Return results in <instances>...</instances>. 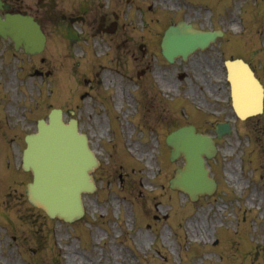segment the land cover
Instances as JSON below:
<instances>
[{
  "label": "rangeland",
  "instance_id": "obj_1",
  "mask_svg": "<svg viewBox=\"0 0 264 264\" xmlns=\"http://www.w3.org/2000/svg\"><path fill=\"white\" fill-rule=\"evenodd\" d=\"M178 1L148 0L154 5L157 14L169 13L168 8L174 7ZM206 1L211 6L210 11L216 13L217 19H223L211 25L209 13L198 12L194 8V22L202 24L204 28L221 27L230 36H234V30L241 25L237 10L234 9L230 14L229 8H238L244 35L240 41L246 42L238 41V44L243 51H253L245 55L252 57L253 68L264 86V0ZM142 3V0H133L132 6H122L124 12L121 19L122 16L127 19L130 17L135 26L131 30L127 28V38L130 40L133 37L134 40L121 43L124 39L121 34L110 37L112 43L109 39H97L91 48H94V52L102 49L103 54H108H93L94 60L84 53L80 55L77 51V48L83 46L80 42L70 47L71 44L65 43L62 37L53 35L46 51L40 56L27 60L23 55L24 71H19L20 62L17 64V60L13 61V52H4L6 48L12 49L11 41L0 39V50H3L0 51V264H210L214 262V257L208 254L214 253L220 257L219 252L225 254L229 251L228 237L230 240L237 237L233 230H227L234 227L228 216L239 217V214H230L231 208H237L234 213L250 208L264 209V113L259 116L257 128H253L251 133H232L220 140L217 156L209 165L211 175L219 181V185L212 197H201L197 202H190L182 192L169 188L167 180L173 176L174 169L182 165L183 160L171 162L168 159L169 149L162 141V135L165 134H152L156 137L157 145L154 141L150 145L148 140L142 142L143 145L137 144L141 151L134 146V136L128 137L127 126L132 129L131 120L138 113V104L133 103L136 98L134 92L137 90L133 78L142 66L138 48V37L142 32L139 29V12L134 7ZM143 33L146 34V29ZM225 38L222 44L231 46L229 56L234 53L235 46L229 42L231 38ZM115 41L118 42L116 49L122 55L120 63L111 59L114 55L112 44ZM43 56L48 61L44 69L51 70L52 75L44 80L26 77L27 71L39 66L38 58ZM105 56L108 58L105 59ZM74 61L79 63L75 65ZM98 62L103 65L102 68L97 67ZM161 64L169 70V73H163L162 76L163 91L171 96L166 95L165 98L169 101L175 99L173 104H164L163 114L175 119L177 123L174 126L191 121V114L181 109L186 101L191 110L188 81L177 82L171 74L174 67ZM120 68L128 73L127 77L122 78L115 73ZM85 78L96 82L100 80L101 86L111 93L110 98L103 99L101 93L104 90L100 89L99 100L79 99L80 94L87 89L83 82ZM177 85L178 93L168 92ZM95 93L93 89L92 95ZM139 99L141 102V96ZM177 99L181 102H177ZM53 107L77 110L81 116L82 130L89 135L91 147L101 161V165L93 172L97 190L83 195L85 216L72 224L49 220L40 210L31 208L24 194L31 175L19 168L21 152L25 146L24 135L33 132L37 119L46 118ZM113 117L116 118L114 126L119 129L121 127L122 132L117 129V133H114L111 129ZM139 124H142L141 115ZM243 125L238 123L242 128ZM140 130L144 134L147 129L141 126ZM115 135L131 143L127 146L124 139L122 142L117 139L113 142L117 149L119 145L128 155V149L134 148L137 155L130 154L133 157L130 163L136 165L137 170L141 169V173L138 170L140 181H132L127 174L119 178V171L115 173L114 167L112 169L106 164L107 151H110L106 143ZM122 151H118L119 158L127 160ZM145 151L153 155L150 158L151 165L148 152ZM121 171L125 169L121 168ZM128 180L132 183H128ZM240 190L243 198H239ZM13 209L16 211L13 212ZM20 211L21 221H18L15 215ZM219 222L227 227L217 230V241L224 240L225 250H210L200 255L192 251L184 252L186 245L193 251L198 247L197 251L200 252L205 246L203 241L210 244L216 231L214 227ZM190 232H193L192 239ZM235 258L237 262L238 255ZM218 264L235 263H230L226 258L223 263L219 259Z\"/></svg>",
  "mask_w": 264,
  "mask_h": 264
},
{
  "label": "water",
  "instance_id": "obj_2",
  "mask_svg": "<svg viewBox=\"0 0 264 264\" xmlns=\"http://www.w3.org/2000/svg\"><path fill=\"white\" fill-rule=\"evenodd\" d=\"M14 22L0 21V34H8L16 46L23 44L26 51L40 49L42 39L34 23L28 18L13 17ZM28 29V32H26ZM211 34H189L181 27L170 28L163 39L164 55L171 60L175 55L185 56L194 47L206 45ZM229 69L239 66V75L232 76L235 88L234 106L241 114L261 110V87L248 68L228 62ZM249 110V111H248ZM237 111V112H238ZM205 136L195 134L192 128H183L173 133L168 141L174 144L172 157L182 155L185 165L177 170L172 186L190 195L212 189L202 166V154L209 156L210 148ZM27 148L23 153L24 169H31L34 180L27 186V197L35 206L49 216H58L67 221L82 214L80 193L91 189L88 171L95 165L94 156L87 147L84 135L76 131L75 122L68 125L61 121L60 111L53 110L49 124L40 121L38 133L26 137Z\"/></svg>",
  "mask_w": 264,
  "mask_h": 264
},
{
  "label": "flooded vegetation",
  "instance_id": "obj_3",
  "mask_svg": "<svg viewBox=\"0 0 264 264\" xmlns=\"http://www.w3.org/2000/svg\"><path fill=\"white\" fill-rule=\"evenodd\" d=\"M5 3H9L11 10L20 12L39 14L40 19H48L50 11L52 12L53 4L55 0H3ZM32 2L34 4H32ZM49 2V3H48ZM116 0H71L68 6L62 7L71 16L81 17L82 26H87L94 30L95 33L100 35H110L105 31L114 29L113 33H116L119 29V16L116 14ZM117 15V18L116 15ZM190 13H187L189 15ZM58 13H54L53 20L59 19ZM190 16V15H189ZM112 33V34H113ZM211 63L209 57H201L196 59L191 66V75L195 76L202 84H208L211 80V75L206 72V68ZM207 131H211L208 129Z\"/></svg>",
  "mask_w": 264,
  "mask_h": 264
},
{
  "label": "bare ground",
  "instance_id": "obj_4",
  "mask_svg": "<svg viewBox=\"0 0 264 264\" xmlns=\"http://www.w3.org/2000/svg\"><path fill=\"white\" fill-rule=\"evenodd\" d=\"M150 165H151V162L149 161Z\"/></svg>",
  "mask_w": 264,
  "mask_h": 264
}]
</instances>
